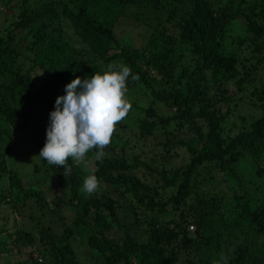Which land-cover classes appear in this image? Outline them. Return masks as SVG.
I'll return each mask as SVG.
<instances>
[{
	"label": "trees",
	"instance_id": "trees-1",
	"mask_svg": "<svg viewBox=\"0 0 264 264\" xmlns=\"http://www.w3.org/2000/svg\"><path fill=\"white\" fill-rule=\"evenodd\" d=\"M3 7L11 20L0 33V264L8 258L12 264H80L70 244L76 234L94 264H213L221 251L228 264H264V202L252 199L256 186L238 175L242 167L264 175V79L256 83L253 77L264 72V0H0ZM122 16L145 24L144 43H119L114 28ZM237 24L244 29L235 53L225 52L224 38ZM112 62L138 74L137 81L129 78L128 92L149 89L151 99L146 106L132 104L117 126L134 127L138 139L160 133V163L169 162L164 156L175 146L184 148L187 161L157 169L138 155L107 154L100 162L90 151L101 184L128 199L134 235L119 223L120 205L111 195H85L78 188L84 178L63 175L62 167L38 156L33 172L67 177L66 203L73 213L69 224L57 226L29 215L33 223L26 227L25 207L34 205L39 217L53 211L43 191L24 186L27 175L9 167L12 151L19 146L39 152L65 86L103 73ZM244 93L259 111L236 127L233 97L241 100ZM126 145L121 140L122 152ZM243 159L247 166L237 167ZM68 164L73 172L77 165L70 158ZM138 167L151 183L129 173ZM217 174L230 195L210 190ZM112 226L121 228V236L108 234Z\"/></svg>",
	"mask_w": 264,
	"mask_h": 264
},
{
	"label": "rangeland",
	"instance_id": "rangeland-1",
	"mask_svg": "<svg viewBox=\"0 0 264 264\" xmlns=\"http://www.w3.org/2000/svg\"><path fill=\"white\" fill-rule=\"evenodd\" d=\"M33 1V0H31ZM9 11L6 8H2L0 10V33L3 32L4 27L10 22ZM159 21V17L155 19H151V23H156ZM243 27L240 25H236L231 30L227 31L225 36V40L222 43V49L225 52H229L234 54L235 53V42L242 36ZM114 34L116 39L121 44H126L128 46H138L145 42L146 36L148 35V28L145 27L143 22H139L133 17L129 16H122L119 17V20L114 28ZM17 38V34L13 35V39ZM254 80L255 82H259L264 79V72L256 71L254 73ZM128 96L132 102V104H137L140 106H146L151 102L149 89H145L139 87L134 91H129ZM239 95L235 94L233 97L234 101L236 102V108L234 109L235 116L231 118L232 125L235 123L236 127H239L241 124L246 125L248 124L249 120L258 114V109L254 108L250 103L251 98L247 95V93L242 94L241 100L237 99ZM159 108H161L159 103H156ZM227 126H230V122L226 123ZM231 125V131H234L235 128ZM227 126H225L227 128ZM133 127V126H132ZM134 127L130 129L129 127H119L116 126V131L114 134L116 137H112V142L109 146H107L104 151L107 154H112L115 157H127L131 158L133 155H138L142 160H150L151 165L157 169H159L162 165L167 167H176L183 163H185L188 159V154L184 150L183 147L175 146L170 151L169 154L164 156L166 163H160L161 156L165 155L159 145V142L163 140V136L156 132L153 136H150L145 139H138L136 135H134ZM178 135V134H177ZM127 140V145L124 148V152L120 150V142L121 140ZM264 147V140L259 142V148ZM112 148V149H111ZM264 151V150H263ZM260 151V163L263 166L264 160V152ZM12 156L15 160L9 162V167L13 168L14 170H18L20 175H27L22 177V183L24 186H34L38 189H41L45 196V202L47 203L50 213L45 214L43 217H39V213L37 209L33 205V207H25L22 210V213L25 214V218L22 219L18 214H13L15 219L21 218V221L25 224L26 227H30L33 223V219L31 220L29 215L33 218H39L42 224H51L57 226L61 223L69 224L72 218V205L66 203L67 198L70 195L68 185H64L65 177L63 180L57 179V177L53 178L52 175L48 173H43L42 170L39 173L33 172L32 168L34 165L38 164V155L39 152L33 151L31 148H20L16 146ZM93 155L91 152L87 154V159L89 161L87 170L81 165H77L76 169L71 172L69 177L80 180V178H84L89 172H92L93 165L91 163V159ZM248 159L241 160L237 167L240 164L247 166ZM209 171V170H208ZM129 173L138 176L142 181L151 183V176L147 173V171L143 167H138L133 170H130ZM209 174H213L212 171H209ZM238 175L243 183L247 185L256 186L253 193H251V197L255 202H264V182L263 178L264 175L256 176L254 172L246 171L245 167L238 169ZM31 176V177H30ZM81 176V177H80ZM38 178H41L38 179ZM214 180L209 181L210 190H214L216 193L223 194L225 197L230 195V189L225 181L221 179V175L217 174L214 176ZM81 182V180L79 181ZM78 182V183H79ZM82 183L79 184L78 188H82ZM165 193L168 194L170 189H165ZM108 193L111 195L120 205V209L118 212V220L120 224H123L129 228L132 234L137 235V225L134 221L133 215L131 213V208L128 199L124 198L119 191L115 190L111 186H107L104 184H100L99 190L96 192L97 194L101 193ZM161 192V191H160ZM84 195V194H83ZM189 230V228H188ZM35 233V230H33ZM121 228L119 226H112L109 230L108 234L110 236L119 237L121 236ZM77 237H73L70 240V244L73 248V251L76 254L80 264H94L92 252L88 249L85 245L83 240H81L78 235ZM35 255V254H34ZM13 259L8 258L5 262L7 264H12Z\"/></svg>",
	"mask_w": 264,
	"mask_h": 264
},
{
	"label": "clouds",
	"instance_id": "clouds-1",
	"mask_svg": "<svg viewBox=\"0 0 264 264\" xmlns=\"http://www.w3.org/2000/svg\"><path fill=\"white\" fill-rule=\"evenodd\" d=\"M129 78L139 80L130 66L112 62L103 73L96 72L85 79L76 77L68 83L65 95L56 98L50 112L45 144L38 156L49 165L62 167L63 175L71 174L69 158L87 170V154L94 149V160L103 162L107 155L104 149L111 144L116 126L132 109ZM100 184L94 172H89L81 192L90 196L99 190ZM213 264H228L227 253L221 251Z\"/></svg>",
	"mask_w": 264,
	"mask_h": 264
},
{
	"label": "built area",
	"instance_id": "built-area-1",
	"mask_svg": "<svg viewBox=\"0 0 264 264\" xmlns=\"http://www.w3.org/2000/svg\"><path fill=\"white\" fill-rule=\"evenodd\" d=\"M188 228L190 229V230H192L193 229V227H192V225L190 224V225H188Z\"/></svg>",
	"mask_w": 264,
	"mask_h": 264
}]
</instances>
